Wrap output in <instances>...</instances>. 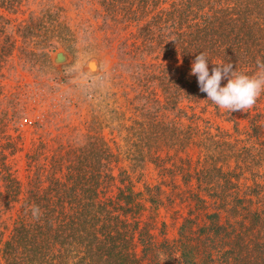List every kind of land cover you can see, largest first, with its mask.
<instances>
[{
	"label": "trees",
	"instance_id": "1",
	"mask_svg": "<svg viewBox=\"0 0 264 264\" xmlns=\"http://www.w3.org/2000/svg\"><path fill=\"white\" fill-rule=\"evenodd\" d=\"M27 1L0 0V71L14 52L23 65L33 67L75 41L53 5L17 22L3 14L20 12ZM93 1L97 28L114 52L111 85L122 95L131 92L136 115L118 136L119 112L110 105L107 116L92 109L81 141H57L51 149L38 142L24 155L19 180L7 159L18 151L21 127L31 123L0 83V264H142L147 246L155 250L154 257L143 264H264V189L252 183L238 194L242 171L234 169L248 170L255 156L233 161L234 167L212 161L220 143L196 125L193 108L201 100L214 110L217 106L190 75L191 62L201 52L208 56L210 71L220 62L249 75L257 70V57L264 59V0ZM114 92L102 100L108 97L112 104ZM257 122L255 116L248 121L254 137L262 129ZM103 128L128 145L122 150L125 158L165 171L167 161L174 167L185 161L176 152L194 143L203 147V137L208 138L209 162L202 153L194 189L186 193L189 207L173 239L155 244L147 223H140L139 198L145 195L148 209L155 210L167 194L159 183L133 191L129 175L117 167L119 150L110 149ZM221 151L215 158L226 162ZM31 204L40 207L38 218L26 211Z\"/></svg>",
	"mask_w": 264,
	"mask_h": 264
},
{
	"label": "rangeland",
	"instance_id": "2",
	"mask_svg": "<svg viewBox=\"0 0 264 264\" xmlns=\"http://www.w3.org/2000/svg\"><path fill=\"white\" fill-rule=\"evenodd\" d=\"M48 5L60 9L64 21L74 32V43L69 49L57 47L47 54V62L39 61L33 67L23 65L14 52L10 62L4 64L0 71L2 93L6 96H14L15 102L22 111V117L31 123L21 127L18 141L15 142L18 151L7 159L10 170L19 180H23L24 155L30 152L38 142L44 145V149H51L57 141H81L92 109L93 111L98 109V113L104 116L109 115L110 106L119 112L117 119H120V133L118 136H124L123 127L129 125L136 115L132 109L134 104L129 103L131 92H127L129 95H122L117 88L112 104L108 97L102 100L105 93L114 92L109 77L115 58L113 49L102 39V32L97 28L98 21L93 16L97 5L93 0H29L21 6L20 12L13 15L5 12L3 14L14 19L13 22H17L25 18L27 13H37ZM59 49L64 53L63 58L60 53L61 59L53 60L54 53ZM90 59H94L97 64V69L93 73H90L87 68L91 65L95 68V63L86 67V62ZM104 101L107 102L106 107H104ZM199 103L193 108L197 113L194 122L209 132L212 141L218 140L220 143V146L215 147L212 152V161L216 165L222 163V168L225 165L234 167L233 161L243 156H255L256 162L250 164L248 170L243 166L234 167L235 170L242 171H240L241 178L237 181L238 194L252 183H257L264 189V92L261 93L256 104L245 111L230 112L218 107L214 110L210 104L207 105L202 100ZM181 106L184 107V104ZM253 116L262 123V129L256 137L251 135L248 123L249 118ZM100 132L113 152L119 150L117 167L122 168L129 175L133 191H142L145 185L152 186L158 183L161 185V189L167 194V199L155 210L148 209V203L144 201L145 195L139 198V203L142 205L140 223H147L148 233L153 236L155 244L162 238L173 239L176 226L189 207L185 199L186 193L194 189L193 173L194 170L200 169L202 153L206 162H209L210 148L204 146L210 144L208 138L203 137V147L194 143L182 152H176V156L185 161L176 163L177 167H174L170 166L172 160H169L164 163L167 168L165 171L148 161L133 163L122 154V150L128 145L124 144L120 137L114 132L109 134L106 128L101 129ZM8 133L14 134L9 132V129ZM199 138L202 137L198 136L192 141ZM220 148L221 153L228 157L226 162L215 158V153ZM242 148L247 149L249 154L241 151ZM172 153V150L168 151V154ZM181 169L184 170L180 172ZM258 195H261V191ZM208 201L211 202V200ZM252 201L251 207L255 205L256 197H252ZM140 249L141 246L136 244L137 255L141 253ZM144 250L145 258L142 264L146 259L154 257L155 251H150L148 246Z\"/></svg>",
	"mask_w": 264,
	"mask_h": 264
},
{
	"label": "clouds",
	"instance_id": "3",
	"mask_svg": "<svg viewBox=\"0 0 264 264\" xmlns=\"http://www.w3.org/2000/svg\"><path fill=\"white\" fill-rule=\"evenodd\" d=\"M209 59L205 52L195 55L191 62L190 75L197 77L200 92L206 93L210 100L219 109L245 111L252 108L261 93L264 92V59L257 57V70L249 75L235 70L232 63H213L211 74ZM222 80L226 84L221 86ZM33 218H38L40 207L36 204L27 206Z\"/></svg>",
	"mask_w": 264,
	"mask_h": 264
},
{
	"label": "water",
	"instance_id": "4",
	"mask_svg": "<svg viewBox=\"0 0 264 264\" xmlns=\"http://www.w3.org/2000/svg\"><path fill=\"white\" fill-rule=\"evenodd\" d=\"M60 53H62V58H63L64 53L59 49V50H57V51L54 53L53 60L59 61V60L61 59V58L59 57ZM91 63H92V64L95 63V65H96L95 68L91 69V68L88 67ZM86 67H88L87 70H88L90 73L95 72L96 69H97L96 61H95L94 59H90V60H88V61L86 62Z\"/></svg>",
	"mask_w": 264,
	"mask_h": 264
},
{
	"label": "bare ground",
	"instance_id": "5",
	"mask_svg": "<svg viewBox=\"0 0 264 264\" xmlns=\"http://www.w3.org/2000/svg\"><path fill=\"white\" fill-rule=\"evenodd\" d=\"M90 68H92V69H93V68H94V65H91V67H90Z\"/></svg>",
	"mask_w": 264,
	"mask_h": 264
}]
</instances>
